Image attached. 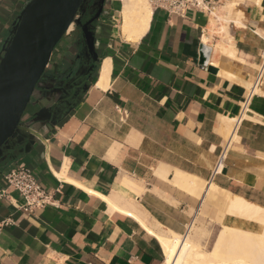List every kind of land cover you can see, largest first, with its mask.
Segmentation results:
<instances>
[{"label":"crops","instance_id":"1","mask_svg":"<svg viewBox=\"0 0 264 264\" xmlns=\"http://www.w3.org/2000/svg\"><path fill=\"white\" fill-rule=\"evenodd\" d=\"M26 1L0 0V50ZM119 8L106 0L95 25L92 78L79 34L56 46L24 116L30 134L0 163V189L9 168L25 167L51 203L27 214L15 207L16 193L0 200V264H164L148 230L184 236L194 223L202 244L216 237L221 212L206 201L210 184L264 207V76L260 92H250L264 52V0L243 2V26L230 23L226 32L201 12L181 19L152 10L136 43L120 35ZM221 42L233 43L235 58L216 48ZM106 59L102 90L95 82ZM249 94L248 118L212 175L226 142L221 118H240Z\"/></svg>","mask_w":264,"mask_h":264},{"label":"water","instance_id":"2","mask_svg":"<svg viewBox=\"0 0 264 264\" xmlns=\"http://www.w3.org/2000/svg\"><path fill=\"white\" fill-rule=\"evenodd\" d=\"M86 1L28 0L11 25L0 50V157L4 150L23 146L25 135L30 134L24 116L70 25L81 29L87 53L93 63L97 61L95 25L105 0H100L98 11L82 24L79 12ZM206 63L207 59L201 58V64Z\"/></svg>","mask_w":264,"mask_h":264},{"label":"bare ground","instance_id":"3","mask_svg":"<svg viewBox=\"0 0 264 264\" xmlns=\"http://www.w3.org/2000/svg\"><path fill=\"white\" fill-rule=\"evenodd\" d=\"M119 1L121 2L118 19L120 35L125 41L136 43L148 30L152 8L150 7L148 0ZM245 1L248 0H233L229 2L227 1V3L225 1L219 10L215 8L211 12V24L213 25L215 22L221 21L224 23L220 25V29L223 32H226L227 25L230 23L235 24L236 26H243L241 23L243 15L239 9L237 10V8ZM250 1L255 4L259 3V0ZM73 26V24L69 26L68 33L73 31ZM202 40L203 42H207V36H203ZM216 48L222 54L235 58L233 43L225 44L221 42L216 45ZM262 56L264 58V52L262 53ZM110 72V59H106L102 62V65L99 68L98 77L95 82L96 88L102 90L108 88ZM252 89V94L260 92V88H254L251 86L250 91ZM246 112L247 108H244L241 112L240 118H221L220 132L224 137L227 136V139L230 141L236 140V132L234 133L235 127L240 120L248 118ZM57 176L59 178L62 177L61 175ZM210 188L219 192L223 197L228 198L229 203L226 215L259 225L260 232H253L239 228V226L237 227L236 225V227L228 226L225 225L222 220L220 226L221 230L218 232L210 251L205 252L189 238L187 233L184 236H177V234L175 235L171 232L170 236H160L162 234L159 233L160 235H157L148 230L151 235L153 234V236L156 237L163 249V253L165 254L164 264H264V207L257 206L237 196L230 197L228 192L220 190L214 184H211ZM102 199H104L112 208H115L109 199Z\"/></svg>","mask_w":264,"mask_h":264},{"label":"built area","instance_id":"4","mask_svg":"<svg viewBox=\"0 0 264 264\" xmlns=\"http://www.w3.org/2000/svg\"><path fill=\"white\" fill-rule=\"evenodd\" d=\"M148 3L152 10H162L169 15L184 19L188 12L193 11L210 15L215 8L219 7L221 0H148ZM67 35H69L68 31L65 37ZM263 76L264 58L261 56L257 77L252 85L254 88L260 86ZM250 97L249 94L243 101L241 112L247 107ZM230 143L231 141L227 139L224 146L219 150L212 175H216L221 171ZM1 182L3 183V189H0V200L9 198V192L16 193L22 203L17 204L15 207L24 213L32 214L37 209L51 205L49 195L43 190L28 168L20 166L9 168L1 176Z\"/></svg>","mask_w":264,"mask_h":264},{"label":"rangeland","instance_id":"5","mask_svg":"<svg viewBox=\"0 0 264 264\" xmlns=\"http://www.w3.org/2000/svg\"><path fill=\"white\" fill-rule=\"evenodd\" d=\"M225 1L227 3V0H221V3L219 5V7L217 8V10L220 9V7L224 4ZM229 1H233V0H229ZM118 11H120V8L118 9ZM118 19H119V17L117 16L116 17V21H115V24L117 25V27H118ZM218 23H221V25L224 24L221 21H219ZM218 23L215 22V25L217 26ZM215 25L213 24V26H215ZM228 26L229 25H227V28H228ZM217 28H219V26ZM217 28H216V30H217ZM73 34L74 35L75 34H79V31H78V27L77 26H73V31L70 32L69 35H67V37H70ZM224 138H225V141H226L227 136H225ZM229 196L232 197L233 195L229 194ZM206 201L209 202V203H212L213 205H215V206H217L219 208V210L221 212V215H220V218L218 219V221L216 223L221 226V222H222L223 218L225 217V215L227 213L228 203H229L228 198L223 197L219 192H217L216 190L210 188V186H209V189L206 192ZM243 227H244L243 229H247V230H250V231H253V232H260V226L257 225V224H255V223H249V222H247V223L243 224ZM220 230H221V227H219L218 232ZM197 232H198V228L194 225V223H192L189 226L188 231H187V234H188L189 238L192 241H194L195 244H197L201 250H203L205 252L210 251V249H211V247L213 245V242H214V240H215L216 237L213 236L212 239H210V240L208 239L205 244H202L197 239ZM218 232H217V234H218ZM217 234H216V236H217ZM199 236L201 238L207 237V231L204 229V232H202V233L199 232Z\"/></svg>","mask_w":264,"mask_h":264},{"label":"flooded vegetation","instance_id":"6","mask_svg":"<svg viewBox=\"0 0 264 264\" xmlns=\"http://www.w3.org/2000/svg\"><path fill=\"white\" fill-rule=\"evenodd\" d=\"M100 0H87L86 3L83 5L81 8V11L79 12V20L83 24L86 21H88L90 18H92L95 13L98 11V5H99ZM106 0L104 1V6H105ZM103 6V9H104ZM94 25V23L92 24ZM79 35L81 36V29L78 27ZM96 71V64L92 63L85 69V74L86 78H92L95 74ZM8 156V151L4 150L2 156L0 157V163L3 162Z\"/></svg>","mask_w":264,"mask_h":264}]
</instances>
